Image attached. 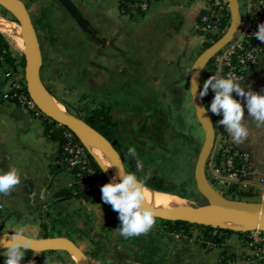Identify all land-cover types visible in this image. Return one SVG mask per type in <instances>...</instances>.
I'll list each match as a JSON object with an SVG mask.
<instances>
[{
    "label": "crops",
    "instance_id": "0c3cea01",
    "mask_svg": "<svg viewBox=\"0 0 264 264\" xmlns=\"http://www.w3.org/2000/svg\"><path fill=\"white\" fill-rule=\"evenodd\" d=\"M22 1L38 33L41 76L50 96L63 111L73 114L78 106L85 112L110 109L117 124L114 136L120 134L127 153L132 147L137 160L148 163L150 146L162 144L156 141L159 126L154 114L163 115L171 105L192 104L186 71L210 41L200 29V18L208 11L206 1L159 0L146 12H125L120 0H74L90 23L92 35L82 32L56 0ZM17 64L15 61L14 69L19 74ZM10 86L0 67V170L15 167L22 177L20 185L0 193V236L24 226L33 239L66 238L86 254L90 264H264L255 259L252 246L238 238L213 246L196 235L171 232L159 219L145 234L121 236L115 211L109 212L101 201L79 199L74 193V176L65 170L54 171L58 142L45 135L42 117L5 98ZM243 87L264 94V54L247 71ZM236 98L243 104L242 97ZM245 117L248 136L235 143L218 123L222 117L216 115V141L206 174L235 184L216 171L221 168L220 149L230 143L249 155L248 178L241 185L258 192L262 200L264 125L247 117L246 111ZM146 171L142 165L135 173L155 190L151 185H158L157 178L148 181ZM112 214L114 219L108 225ZM29 255L38 264H77L65 252H26L21 264H28ZM3 259L0 254V264Z\"/></svg>",
    "mask_w": 264,
    "mask_h": 264
},
{
    "label": "water",
    "instance_id": "95a60500",
    "mask_svg": "<svg viewBox=\"0 0 264 264\" xmlns=\"http://www.w3.org/2000/svg\"><path fill=\"white\" fill-rule=\"evenodd\" d=\"M56 1L82 32L88 35L93 34L90 23L84 17L74 0ZM0 7L13 18V21L23 24L26 27L24 32V39L26 42V51L24 54L26 72H29L31 79L35 83V86L32 87L27 80V90L38 110L46 119L71 131L80 141L82 137H85L99 142L106 149L114 165L126 168L124 160L114 143L105 137L98 129L83 118L69 111L60 112L50 109L47 102V97L50 94L41 76L43 58L40 42L28 7L22 0H0ZM241 21L242 14L239 0H230V25L228 30L220 39L200 53L194 61L188 77L191 102L195 110L196 118L204 132V146L195 165L194 178L198 192L205 198L207 203L200 207H189L187 209L172 212L155 211L156 219L164 222H183L192 225H209L215 227L214 225L208 224L207 221L223 213L237 212L238 216L243 219L247 225L245 231H259L264 233V223L260 221L264 203L252 200L221 198L211 189L206 174L207 163L215 146L216 129L210 112H205L207 107L204 99L199 95V91L201 90V75L212 59L232 41L241 25ZM1 251H4L3 247H0V252ZM27 252H65L75 257L77 264H90L86 254L72 241L66 238H32L30 250Z\"/></svg>",
    "mask_w": 264,
    "mask_h": 264
},
{
    "label": "built area",
    "instance_id": "2783aa9c",
    "mask_svg": "<svg viewBox=\"0 0 264 264\" xmlns=\"http://www.w3.org/2000/svg\"><path fill=\"white\" fill-rule=\"evenodd\" d=\"M205 1L208 7V15L202 18L200 29L207 34H218V39H220L230 25V0ZM153 2L139 0L134 3H127V5L129 10L146 12ZM239 2L242 14L241 25L232 41L212 59L211 65L203 70L200 86L201 82L204 83L213 74L219 77H227L231 73L232 78L243 87L247 71L257 65L260 56L264 54V43L257 38L254 39L253 43L248 44V40L253 37L255 24L264 23V0H239ZM227 15H229L228 23L225 27H222V20ZM7 53L8 51L0 42V67L5 69L6 79L11 84L10 91L5 98L25 108L34 116L43 117L28 93L27 84L18 79L17 71L6 62ZM213 96V91L209 89L208 94L203 96L204 102L207 101L209 105ZM233 96L236 97V93H233ZM210 114L215 120L216 115L211 112ZM63 129L66 144L63 146L62 157L57 160V165L74 176L75 184L80 190L94 191L96 197L100 198L102 195L100 188L106 181L100 175H97L92 168L86 149L77 142L78 137L68 129ZM219 153L221 168L217 169L216 167V171L235 184L246 182L249 173L248 153L238 150L230 143H224ZM73 171L76 172L73 173ZM102 203L109 212L113 211L110 204L103 201ZM260 244L261 247L254 250V256L257 261L264 263V241Z\"/></svg>",
    "mask_w": 264,
    "mask_h": 264
},
{
    "label": "clouds",
    "instance_id": "9594fccd",
    "mask_svg": "<svg viewBox=\"0 0 264 264\" xmlns=\"http://www.w3.org/2000/svg\"><path fill=\"white\" fill-rule=\"evenodd\" d=\"M253 36L264 43V23L258 24V30ZM209 89L213 91L214 96L205 112L222 117L218 123L235 143H242L248 136V129L243 123L246 118L245 111L247 117L253 118L258 125H264V94L245 91L244 87L232 78L231 73L227 77L211 75L204 81L199 91L200 97L207 95ZM233 93L243 98V104ZM128 153L131 156L136 155L132 147L128 148ZM113 166L117 168V175L101 186V200L110 204L112 210L118 214L121 236L127 239L145 234L156 222V212L148 204L149 189L143 179L124 167L110 165L102 171ZM136 168H141L138 160ZM21 181L22 177L15 167L8 168L7 171L0 170V193L10 192L20 185ZM31 239L30 230L24 226L16 228L11 235L0 236V247L4 249L0 254L4 257V264H21L25 253L30 250Z\"/></svg>",
    "mask_w": 264,
    "mask_h": 264
},
{
    "label": "rangeland",
    "instance_id": "374dc122",
    "mask_svg": "<svg viewBox=\"0 0 264 264\" xmlns=\"http://www.w3.org/2000/svg\"><path fill=\"white\" fill-rule=\"evenodd\" d=\"M5 14L7 17H11L0 7V15L5 16ZM210 41L212 44L215 40ZM11 51L18 55H15V57L13 56L19 66L18 79L27 84L25 53L15 52L12 48ZM199 55L200 52L192 58L191 64L187 66V74H189L194 61ZM169 109L170 110L164 112L163 115H159L158 112L154 114V123L156 122L155 124L159 126L158 132L155 135L156 141L162 142V144L159 143L150 146L148 155H150L152 160L150 159L146 164L140 162L141 169H139V171L142 170V165H145L147 168L146 172L148 173L146 176L147 178L144 177L145 179L150 182H155L153 180L157 178L156 183L162 179L163 185L168 189H175L174 194L185 199L188 207H200L207 202L197 190L194 170L198 156L204 146V132L196 118L195 110L191 103H188L187 107L180 104H176L175 106L171 105ZM75 114L82 116L84 120L88 118L87 112L84 111V108L80 109V106H78V110L75 111ZM160 122H162V124ZM123 140L124 138L118 134V136H114L113 143L125 158L127 168L137 173V155L131 156L127 153L126 143ZM208 183L219 197L231 198L229 195L230 187L234 185L243 187L241 184L244 182L241 184H227V180L208 178ZM259 198L260 197H256L252 199V201L264 203V199L259 200ZM244 232L250 233L253 238L257 239L258 243L264 241V233L259 231Z\"/></svg>",
    "mask_w": 264,
    "mask_h": 264
},
{
    "label": "trees",
    "instance_id": "16d2710c",
    "mask_svg": "<svg viewBox=\"0 0 264 264\" xmlns=\"http://www.w3.org/2000/svg\"><path fill=\"white\" fill-rule=\"evenodd\" d=\"M139 0H120V5L121 9L123 11H128V5L127 3H134ZM150 2L153 1H159V0H148ZM6 15V14H5ZM208 13L205 12L203 13V16H201L200 21L204 16H207ZM12 18V17H11ZM13 20V18H12ZM229 20V15L225 16L222 20V27H225L228 23ZM258 24H255L254 27V33L258 30ZM218 34H207V38L209 40H218ZM255 37L253 36L248 40V44L250 45L253 43ZM0 42L2 46L8 51L6 55V62L11 66V67H16L15 65V59H13L11 53H10V45L7 42V40L4 38V36L0 33ZM211 45V41L208 43H205L204 48H207ZM211 65V62L208 66ZM206 105L207 101L205 102ZM88 114L87 122L94 126L96 129H98L105 137H107L112 143L114 140V134H115V128H116V122L111 114V110L108 108H101L95 111H86ZM44 120V128H45V135L55 141L58 142L59 144V156L62 157L63 153V146L66 144V139L63 136V128L58 126L56 123L46 119L44 116L42 117ZM77 142L80 146L84 147L86 149V152L88 153L89 161L96 172L97 175H100L106 183L109 182L107 177L102 171V168L98 165V163L95 161L94 157L90 154V152L87 150V148L84 146V144L77 139ZM219 160H221V157L219 156ZM64 170L62 167L59 165H56L54 171H62ZM76 171H73L75 173ZM151 188L158 190L159 192H164V193H169V194H174L175 191L173 189H168L163 185V180L158 181L157 186L151 185ZM74 193L76 197L83 201L87 202H98L101 201V197L97 198L96 194L94 191H83L80 190L77 186L74 189ZM175 195V194H174ZM229 195L231 196L232 199H237V200H252L256 197H258L260 194L253 189L249 187H240V186H231L229 189ZM178 196V195H177ZM182 198V197H181ZM114 219V215H109L108 216V225L112 223V220ZM166 225L168 226L169 230L171 232H175L177 234L187 236V237H192L194 235L197 236V238L207 242L210 245L213 246H220L224 242H226L230 237H235L238 238L244 243L245 245H251L253 250H256L261 247L260 243H255L253 237L250 235V233L246 232H241V231H234L230 229H224L220 227H213L209 225H192L188 223H183V222H177V223H172V222H165ZM195 233V234H194ZM29 254H32L31 252H28ZM31 255L28 256V264H38L30 257Z\"/></svg>",
    "mask_w": 264,
    "mask_h": 264
},
{
    "label": "bare ground",
    "instance_id": "6f19581e",
    "mask_svg": "<svg viewBox=\"0 0 264 264\" xmlns=\"http://www.w3.org/2000/svg\"><path fill=\"white\" fill-rule=\"evenodd\" d=\"M25 29V25L16 23L12 20L11 17H7L6 15H0V33L4 36L12 50L15 52L25 53L26 51V42L24 39ZM27 80L32 87L35 86V83L31 79L29 72H27ZM47 102L50 109L63 112V106H61L50 95L47 97ZM81 141L102 169L104 167L114 165L106 149L99 142L90 140L85 137H82ZM103 172L105 176L109 179V181L112 179L113 176L117 175V170L115 166L110 167ZM147 189L149 188L147 187ZM148 204L150 207L153 208L154 211L172 212L189 208L187 206L186 200L181 198L180 196L155 191L152 189H149ZM260 221L264 223V208L262 210V217ZM207 222L210 225L234 231H245L247 229L245 221L238 216L237 212L223 213L210 219Z\"/></svg>",
    "mask_w": 264,
    "mask_h": 264
}]
</instances>
